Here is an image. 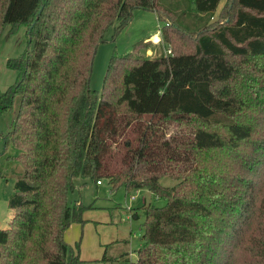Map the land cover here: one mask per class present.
I'll return each mask as SVG.
<instances>
[{
	"label": "trees",
	"instance_id": "obj_1",
	"mask_svg": "<svg viewBox=\"0 0 264 264\" xmlns=\"http://www.w3.org/2000/svg\"><path fill=\"white\" fill-rule=\"evenodd\" d=\"M228 2L225 21L191 28L184 17L214 15L221 0H0V34L25 24L28 36L24 54L9 59L17 81L0 91V112L19 101L3 138L21 149L22 165L0 264L81 260L79 244L65 240L83 221L85 207L69 196L78 177L166 200L143 204V243L130 264H264V184L255 180L264 175L255 117L264 113V0ZM135 8L158 14L169 50L153 56L151 37L138 41L112 57L94 90L99 44ZM192 37L190 50L177 44Z\"/></svg>",
	"mask_w": 264,
	"mask_h": 264
},
{
	"label": "rangeland",
	"instance_id": "obj_2",
	"mask_svg": "<svg viewBox=\"0 0 264 264\" xmlns=\"http://www.w3.org/2000/svg\"><path fill=\"white\" fill-rule=\"evenodd\" d=\"M226 0H221L219 9L213 14L197 17L195 20L184 17L182 22L191 28H201L204 23L223 22L227 18L225 13ZM230 2V0H229ZM228 2V3H229ZM222 6L224 8H222ZM234 13V10H233ZM164 22L158 14L149 9L135 8L130 22L119 32L111 27L106 40L99 44L94 57L91 87L101 92L109 64L114 55L121 56L130 52L138 41L154 35H161ZM157 39V38H156ZM193 37L184 40L178 38V45L184 50L193 48ZM28 46L27 26L25 24H7L0 34V91L7 90L18 79V70L9 65L10 58H17L24 54ZM168 45L163 41L153 40L148 54L157 55L167 52ZM19 101L16 98L12 108L0 112V227L5 228L12 218L13 211L9 207V199L15 190V181L22 172V165L16 158L21 149L13 141L5 145L3 133L12 129ZM260 118L259 127L264 126V113L255 112ZM264 135L259 132L258 137ZM261 174L264 173V162L261 164ZM264 184V175L261 181ZM165 185H173L176 181L164 177ZM70 199L79 200L85 207L82 214L83 221L73 222L65 231V240L75 246L79 244L81 260L77 264H130L138 258V249L142 246L144 233V215L141 210L143 204L153 203L158 206L166 204L164 198L157 197L146 187L128 189L120 185L112 189L109 181L103 180L98 184L91 178L78 177L75 188L70 192ZM130 208H138L139 217H133ZM128 252V259L121 254ZM104 256L106 258H104Z\"/></svg>",
	"mask_w": 264,
	"mask_h": 264
},
{
	"label": "crops",
	"instance_id": "obj_3",
	"mask_svg": "<svg viewBox=\"0 0 264 264\" xmlns=\"http://www.w3.org/2000/svg\"><path fill=\"white\" fill-rule=\"evenodd\" d=\"M148 38V37H147ZM157 38V39H156ZM152 40H155V41H160L161 40V35H154L152 37Z\"/></svg>",
	"mask_w": 264,
	"mask_h": 264
},
{
	"label": "built area",
	"instance_id": "obj_4",
	"mask_svg": "<svg viewBox=\"0 0 264 264\" xmlns=\"http://www.w3.org/2000/svg\"><path fill=\"white\" fill-rule=\"evenodd\" d=\"M98 184H102V181H98Z\"/></svg>",
	"mask_w": 264,
	"mask_h": 264
}]
</instances>
